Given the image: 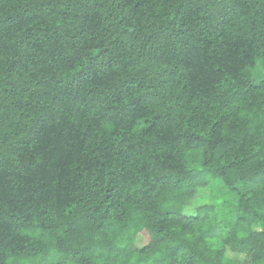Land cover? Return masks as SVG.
I'll list each match as a JSON object with an SVG mask.
<instances>
[{"label":"trees","instance_id":"trees-1","mask_svg":"<svg viewBox=\"0 0 264 264\" xmlns=\"http://www.w3.org/2000/svg\"><path fill=\"white\" fill-rule=\"evenodd\" d=\"M0 264H264V0H0Z\"/></svg>","mask_w":264,"mask_h":264},{"label":"rangeland","instance_id":"rangeland-1","mask_svg":"<svg viewBox=\"0 0 264 264\" xmlns=\"http://www.w3.org/2000/svg\"><path fill=\"white\" fill-rule=\"evenodd\" d=\"M207 195H208V191H206V190L200 191L199 194H198V198L193 203V206H195V207L197 206L198 207L200 205H203V204L207 203L208 202ZM143 244H145V241H143V238L142 237H138V246H142ZM227 255L231 259H234V260L239 259L238 256H234V255H232L229 252H227Z\"/></svg>","mask_w":264,"mask_h":264}]
</instances>
